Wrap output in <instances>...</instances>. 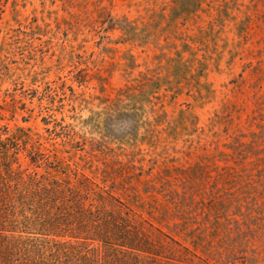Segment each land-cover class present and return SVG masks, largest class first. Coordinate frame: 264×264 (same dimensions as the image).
<instances>
[{
	"label": "rangeland",
	"instance_id": "rangeland-1",
	"mask_svg": "<svg viewBox=\"0 0 264 264\" xmlns=\"http://www.w3.org/2000/svg\"><path fill=\"white\" fill-rule=\"evenodd\" d=\"M7 139L110 193L145 264H264V0H2Z\"/></svg>",
	"mask_w": 264,
	"mask_h": 264
},
{
	"label": "trees",
	"instance_id": "trees-1",
	"mask_svg": "<svg viewBox=\"0 0 264 264\" xmlns=\"http://www.w3.org/2000/svg\"><path fill=\"white\" fill-rule=\"evenodd\" d=\"M9 143L0 141V264H145L148 244L110 193ZM20 153L55 174L22 169Z\"/></svg>",
	"mask_w": 264,
	"mask_h": 264
}]
</instances>
